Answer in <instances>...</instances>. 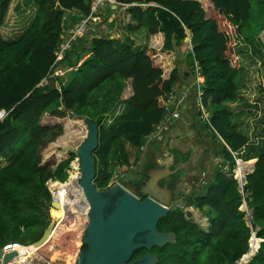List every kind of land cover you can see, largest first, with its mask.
Masks as SVG:
<instances>
[{"label":"trees","instance_id":"trees-1","mask_svg":"<svg viewBox=\"0 0 264 264\" xmlns=\"http://www.w3.org/2000/svg\"><path fill=\"white\" fill-rule=\"evenodd\" d=\"M114 1L125 6L128 15L127 21L118 17L117 27L123 35L93 36L88 43L84 36L79 37L63 58L55 61L60 36L77 23L79 14L89 13L90 0H19L23 10L30 8L31 14L24 21L26 26L9 39L4 38L3 28L11 14L22 26L19 5L11 11L13 0H0V111L4 112L0 118V248L10 242L28 245L40 238L51 220L46 182H64L66 169L77 156L70 151L53 165L42 162V149L64 130L61 123L42 124V118L67 114L97 124L93 184L98 189L107 188L115 170L128 166L126 143L134 151V158L139 157L140 147L162 117L167 94L178 74L173 67L163 78L162 68L153 58L157 50L137 44L132 35L142 33L149 39L160 33L161 49L177 54L188 30L190 73L194 75L196 61L201 102L205 108H213L208 126L219 141L222 161L208 182L193 184L185 203L200 210L207 207L203 213L209 223L201 228L175 205L159 219L157 230L173 232L176 240L150 249L137 248L130 259L150 250L156 256L153 264H235L247 251L253 229L263 241L244 264H264V119L259 121L262 131L253 134L259 138L254 146L253 139L233 123L234 110L226 106L237 101L245 85L236 40L243 39L250 46L264 44L259 36L264 29V0H211L234 29V59L227 54L229 35L219 29L216 18L206 17L199 0ZM70 66L77 68L68 70ZM59 68L65 70L63 75L53 73ZM45 77L48 83L40 85ZM128 82L131 94L123 99ZM121 104L122 110L114 115ZM109 116L113 118L107 123ZM234 156L244 161L255 159L243 185L246 205L251 209L250 226L239 208L242 195L231 173ZM245 164L251 168V161ZM225 166L229 172H224ZM178 174L171 175V181ZM85 250L86 245H82L81 251Z\"/></svg>","mask_w":264,"mask_h":264},{"label":"crops","instance_id":"crops-1","mask_svg":"<svg viewBox=\"0 0 264 264\" xmlns=\"http://www.w3.org/2000/svg\"><path fill=\"white\" fill-rule=\"evenodd\" d=\"M109 7L112 9V6ZM118 13L124 18L122 11L115 13L116 19L113 18L116 20L115 27H113L115 30L109 33L111 36H121L122 30L117 28ZM125 20H128V15H126ZM20 29H22V26L19 24ZM187 34L189 35V33ZM141 36H143L142 33L132 35L137 44H146L151 47L150 43L154 41L159 43L158 48H161L162 34L158 33L150 36L149 39L144 36L141 38ZM9 38H13V35L6 37V39ZM184 46L183 43L180 52L174 53L173 60H169V58H172V51H158L153 57L155 62L162 68L163 78L168 76L173 67L178 71L171 90L175 95V105L179 116L170 121L159 138H153L142 145L143 149H140L137 159L133 156L134 151L126 143L125 148L129 153L128 166L122 165L119 170L120 173L112 176L110 184L118 182L133 187L132 185L139 186L142 181L150 178L153 190L160 194L164 201H170L169 209L175 205L180 206L187 219L205 229L209 219L203 212L207 207L200 210L187 205L185 195L193 190V184L198 186L203 179L204 183L208 182L212 171L219 166L222 158L219 155V141L213 136V130L208 126V122L201 117L198 99L195 96L194 75L190 73L188 58L183 49ZM130 94L131 88L128 82L122 98L126 99ZM122 108L123 104L117 108L114 115L118 114ZM205 110L209 117L210 113H208L207 108ZM112 118L113 116H109L107 123ZM219 139L223 142L220 137ZM175 158L177 159L176 164L174 163ZM250 160L253 168L255 159ZM172 166L173 168H171ZM178 171V177L174 179L175 181H171L173 180L171 175ZM167 178L170 179L167 180ZM157 232L163 234L164 238L161 239L163 241H168L174 236L173 232H159L158 230Z\"/></svg>","mask_w":264,"mask_h":264},{"label":"water","instance_id":"water-1","mask_svg":"<svg viewBox=\"0 0 264 264\" xmlns=\"http://www.w3.org/2000/svg\"><path fill=\"white\" fill-rule=\"evenodd\" d=\"M115 7L113 5L112 9L115 10ZM114 17L115 13L112 12L109 21ZM85 122L88 127L87 135L75 153L80 168L78 182L88 205V220L81 240L82 245H86V250L78 253L75 264H153L155 257L150 253H145L133 262L128 260L137 248L150 249L165 242L161 240L164 238L163 234L157 232V223L168 212L170 201H164L153 190L150 178L142 181L137 190L118 182L105 189L96 188L93 184L96 163L92 153L98 145V128L90 120ZM109 195H112L113 200L110 201ZM140 195L145 197L140 199ZM50 205L60 207L59 202L52 199ZM53 227L51 220L40 238L26 246H41ZM138 233H143V242L134 239ZM16 255V251L3 254L0 249L1 264H7Z\"/></svg>","mask_w":264,"mask_h":264},{"label":"rangeland","instance_id":"rangeland-1","mask_svg":"<svg viewBox=\"0 0 264 264\" xmlns=\"http://www.w3.org/2000/svg\"><path fill=\"white\" fill-rule=\"evenodd\" d=\"M199 1L205 10L206 17L216 18L219 24V29L229 35L227 54L233 55V59H234V56H235L234 51H233L234 44H235L234 29L229 24V22L223 18L222 15L218 14L211 0H199ZM16 4L19 5L18 14L19 16L21 15L19 19L22 23V29H23L25 27L24 21L28 20V17L31 14V12H29L30 8H26L23 10L22 3L19 2V0H13V4L10 7L11 11L13 9V6ZM109 5L116 6L114 13H117L118 11H122V13H124V18L123 16H121L120 13H118V17L119 18L122 17L123 20L126 21L125 20L126 13L124 12L125 9L122 10L125 6L115 4L114 2H112V4H109ZM109 5H107L102 10L103 19H106V21L95 24L94 28H92L90 32L84 36V39L87 41V43L89 42L90 38L93 37L94 35H100V34L108 35L112 31L114 32L115 29L111 28L112 24H111V21H109V18L112 13L107 8L109 7ZM99 10H101V8ZM9 18L10 20L8 24L5 25V28H3L4 38L9 37L10 35H15L19 33V21L17 18L15 19V14L14 15L11 14ZM122 32L121 34L123 35ZM185 32H186V37L183 40L185 44L183 48L184 53H186L185 52L186 46L189 49L191 48L190 33L188 30H186ZM187 33H189V35ZM259 36L261 38V41L264 43V29L260 32ZM141 38H143V36H141ZM151 43H150V46L155 48L157 52L163 51L161 48H158L160 46L159 43H155L154 41ZM235 46H236V52L239 57L240 63L244 67L242 68L245 73V76H244L245 85L241 88L239 95L237 96V101L230 103V104L227 103L226 106L230 110H234L235 112V114L233 113L235 115L233 117V123L237 125L239 130L244 131L246 134H248L253 139V145H254V143L259 141V138L253 137L256 135V134L255 135L253 134L257 133L258 131L259 132L262 131V128L260 125L261 123L259 121L264 119V44L263 46H260V44L255 43L253 44V46L252 45L250 46L243 39L241 40L237 39ZM238 48L239 50H237ZM258 48H260L261 50H259ZM171 57L172 58H169V60L174 59V53H171ZM59 69H62V68H59ZM258 92L261 93L260 100H258L259 99ZM256 96L258 97L257 100H255ZM254 101H256L257 104L256 103L253 104ZM207 110H208V113H210L212 112L213 108L209 107L207 108ZM41 123L46 124V125H56L57 123H61L64 128L63 133L59 137H57V139L54 142L49 143L41 151L42 162L47 163V164H52V165L58 162L60 159L67 157L70 151L77 152V150L79 149V146L85 140V137L88 131V127H87L85 120L74 119V117H70L67 114H65L64 117H60L58 115L57 116L46 115L42 118ZM262 135H264V131ZM246 151L247 149H245L244 153ZM234 168L236 169V165L232 169ZM247 169H248L247 165L244 164V170H247ZM116 170L114 174L120 173L119 171L120 168ZM224 172H229V169L227 167L224 168ZM116 178L118 179V177ZM112 184H114V182ZM49 214H50V218H52L50 210H49ZM244 218L246 219L245 213H244ZM87 220H88L87 214H81V215L79 214L78 217L77 215H74L71 217L70 224H68V222L66 223L64 222L66 224L65 228L67 229H63L57 235L53 236V238L51 239L53 240L52 241L53 244L49 243L50 245H52V247L54 246V248H56L57 250L59 249L61 250L60 251L61 253L56 256L55 260L53 259L52 261H55L57 264H65V263L75 264L76 263L78 253L81 251V247H82L81 240H82V236L84 233ZM76 223H78V227H75ZM200 227L202 228V226ZM42 249L45 254L46 253L49 254V258H50V256L53 253V249L52 248L50 249L48 244ZM235 264H244V263L238 260Z\"/></svg>","mask_w":264,"mask_h":264},{"label":"built area","instance_id":"built-area-1","mask_svg":"<svg viewBox=\"0 0 264 264\" xmlns=\"http://www.w3.org/2000/svg\"><path fill=\"white\" fill-rule=\"evenodd\" d=\"M116 2L114 0H90V11L87 15L83 16L79 14V20L77 23H75L73 26L66 29L64 34L60 36V42L57 46V49L55 51L56 59L55 61H58L63 58L64 53L67 49L71 47L72 42H74L77 38L83 37L87 35L92 28H94L95 24L101 23L103 21V15L102 10L109 4H112ZM110 6V5H109ZM101 8V10H99ZM75 14V13H73ZM102 35V34H100ZM98 36V35H94ZM194 85H195V96L198 99L199 103V109L200 114L203 119H205L208 122V115L206 114V110L201 102V96H202V89L200 86V67L199 64L195 61L194 63ZM76 66L70 67L68 70H76ZM65 70L62 69H56L53 73L55 75H63ZM52 76V75H51ZM48 83V79L45 77L41 80L40 85ZM176 100L173 90H170L167 94V98L164 104V112L162 114V117L160 120L154 125L153 130L151 133L146 137L145 143L150 141L153 138H159L161 136V133L168 127L170 121L174 118H177L179 116V113L176 109ZM4 115V112L0 111V118ZM212 129V127L210 126ZM213 130V129H212ZM140 149H143V146L140 147ZM233 155H235L234 152H232ZM235 157V156H234ZM239 160L244 161L240 158L235 157V165L236 169H232L231 173L234 179L238 182L239 185V192L242 195V203L239 206L241 210L244 211L245 217H246V223L248 226H250V219H251V209L249 210L245 197L246 194L243 190V185L245 184V176L252 170L247 173H245L242 176L237 175V170H239ZM245 162V161H244ZM230 171V170H229ZM67 178L64 182H60L57 180H48L46 182L47 188L50 191V197L53 201L59 202L61 206V200L58 198V196L55 194L58 191V186L54 185V183L59 184H65L66 191L65 196L71 197L73 196V188L80 187L79 185V177H80V168H79V162L77 156L70 162L69 167L66 169ZM204 180V179H203ZM201 180V184L204 183V181ZM82 190V189H81ZM81 199H82V210H85L87 213L88 205L84 198L83 192H81ZM52 207L50 205L49 210H51ZM57 209V208H55ZM75 212L73 211H66L62 213L59 217H57L55 220L53 217L51 220L53 221L54 225H57L59 222H68L70 224L71 217L74 216ZM85 214V213H84ZM263 239L256 236L255 230L251 229L250 236L247 240L248 243V249L247 251L242 255V257L239 259L241 262L246 263L248 262L256 253L259 248L260 242H262ZM47 246L46 243H43L38 248H29L26 245L20 244L18 242H10L4 244L0 249L3 254L11 251H16L17 255L13 257L10 261L7 262V264H57L55 261H52L49 258L48 253L43 252V247ZM51 249V248H50ZM2 262V259L0 258V264Z\"/></svg>","mask_w":264,"mask_h":264},{"label":"bare ground","instance_id":"bare-ground-1","mask_svg":"<svg viewBox=\"0 0 264 264\" xmlns=\"http://www.w3.org/2000/svg\"><path fill=\"white\" fill-rule=\"evenodd\" d=\"M245 162H247V160ZM245 162L239 160V170H237V175L242 176V175H244L245 173H247V172H249L251 170V168L249 166H247V168H248L247 170H244ZM54 185L58 186V190H57L58 192L55 193V194L61 200V206L60 207H58L57 209L51 208V210H50L51 211V216L53 217L54 220L57 217H59L62 213L66 212V211H69V210L75 212L74 214L77 215V217L79 216V214L80 215L84 214V213L86 214V211L82 210V207H81L82 206V199H81L82 190L79 187H75L76 189L73 188V192H72L73 196L66 197L64 195L65 191H66L65 184L54 183ZM65 223L64 222H59V223H57V225H54V227L52 228L51 232L48 235V238L43 242V243L48 244L49 248L53 249V253L50 256L51 260H53V259L55 260L56 256L61 253L60 252L61 250L60 249L57 250L56 248H54V246L52 247V245H50L49 243H52L53 240H51V239L53 238V236L57 235L59 232H61V230L67 229V228H65L66 227ZM62 224H64V225H62ZM75 227H78V223H76ZM33 249H34V247H33Z\"/></svg>","mask_w":264,"mask_h":264},{"label":"flooded vegetation","instance_id":"flooded-vegetation-1","mask_svg":"<svg viewBox=\"0 0 264 264\" xmlns=\"http://www.w3.org/2000/svg\"><path fill=\"white\" fill-rule=\"evenodd\" d=\"M168 179H170V178H167V180ZM136 190L138 189V186H134V185H132ZM79 192V191H78ZM141 197H145L144 195H140L139 196V198L140 199H143V198H141ZM109 198H110V201L111 200H113V197H112V195H109ZM107 210H108V207H107ZM196 224V223H195ZM198 225V224H197ZM160 232V231H159ZM197 237V236H196ZM134 239L136 240V241H138V242H143L144 240H145V237H144V235H143V233H138L137 235H135L134 236ZM176 240V235L174 234V236H173V238L172 239H170V240H166L163 244H165V243H173L174 241ZM162 244V245H163ZM152 247H154V246H152ZM151 247V248H152ZM145 253H150L153 257H155V260H156V256L149 250L148 252H145ZM145 253H143L142 255H144ZM142 255H140V256H142ZM140 256H138V257H136V258H134V259H129L128 260V262H133V261H135L137 258H139Z\"/></svg>","mask_w":264,"mask_h":264}]
</instances>
